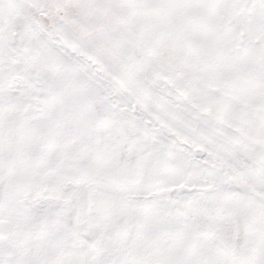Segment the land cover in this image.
<instances>
[{"label": "snow or ice", "instance_id": "obj_1", "mask_svg": "<svg viewBox=\"0 0 264 264\" xmlns=\"http://www.w3.org/2000/svg\"><path fill=\"white\" fill-rule=\"evenodd\" d=\"M0 264H264V0H0Z\"/></svg>", "mask_w": 264, "mask_h": 264}]
</instances>
